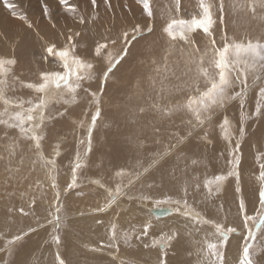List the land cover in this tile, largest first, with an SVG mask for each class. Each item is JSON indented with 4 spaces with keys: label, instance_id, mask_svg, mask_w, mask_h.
Returning <instances> with one entry per match:
<instances>
[{
    "label": "bare ground",
    "instance_id": "obj_1",
    "mask_svg": "<svg viewBox=\"0 0 264 264\" xmlns=\"http://www.w3.org/2000/svg\"><path fill=\"white\" fill-rule=\"evenodd\" d=\"M79 1L84 3L82 7H79ZM89 1L76 0L73 11L71 5L63 8L64 5H58L55 0H13L19 13H24L27 20L0 12V58L17 60L8 75L10 86L6 89V96L11 103L4 105L0 101V112L7 109L8 114L14 115L17 111L25 110L27 97L46 95V116L50 117L45 121V139L39 151L35 149L33 141L24 138L19 128L0 125V264H58L57 256L64 259L65 264H158L165 251L168 264H204L206 254L201 253V248L204 238L214 231L212 223L206 224L208 226L204 229L201 224L194 225L196 221L188 220V216L182 214L183 208L177 211V207L170 206L172 202L156 206L141 199L145 196L154 197L157 201L160 198H183L204 220L221 223L227 219L228 223H233L242 231L237 215V195L234 196L237 185L233 180L228 178L223 191L212 196H208L206 188L197 189L195 185L213 177L210 170L204 176L205 165L212 167L216 175L226 174L229 167L226 156L231 146L227 144L219 126L226 117L230 122L229 130L236 137L235 141L242 143L243 180L240 185L244 190L247 212L252 213L258 205L259 186L254 177L258 149L264 142V121L258 128H255V122H249L245 140L241 138V112L251 107V103H248L249 100L243 107L239 97L228 102L225 108L214 110L211 122H206L203 127L189 125L191 117L186 112L168 113L169 108L182 103L185 94L192 90L191 85L197 80V67L200 66L204 49L207 48L211 54V38L202 29H196L186 33L187 41L179 36L173 40L164 29L173 19L189 21L202 18L200 0H179L178 5L177 0H150L153 15L149 18L145 13L144 19L147 21L148 17L149 24L144 23V20L140 22L144 16L141 15L142 7L136 4L138 1L106 0L109 4L105 8L104 0L100 3L96 0L93 14L89 9L92 2ZM205 3L213 5L214 24L211 30L216 47L222 46L225 36L233 42L264 40V12L258 9L255 14L252 13L251 0H205ZM43 4L51 9V19L49 16L46 19L41 17L40 8H43ZM221 4L223 10H220ZM68 19H71L69 23ZM139 25L140 30H137ZM150 27L153 29L149 35L134 38ZM125 32H128L127 40L123 38ZM113 40L115 43H112ZM97 43H104L107 47L101 57L93 59ZM53 44L57 49H70L69 64L72 69L75 68L73 54L91 61L96 78L84 81L83 87L88 89L89 94L99 90V95L103 90L101 98H98L102 111L91 136V165L87 176L102 179L106 183L105 188L93 179L80 187L82 177L75 187L66 185L71 182L75 163L73 159L78 149L76 129L79 127L75 125L79 121L76 118L81 119L84 115L87 101L75 105V100L70 99L63 87L59 90L50 89L46 94H38L27 87L38 82L40 73L63 67L58 57L46 53V47ZM72 44L75 45L74 49L70 48ZM116 48L122 51L128 49L127 54L105 82L103 71L108 68L109 61H104L103 57L106 51L115 56ZM110 54L109 59L112 58ZM45 56L48 58L45 59ZM207 59L205 57L203 67H208ZM253 73L252 70L248 71V87H241L247 97L251 88L249 76ZM75 79L73 76L72 80ZM202 82L201 77V85ZM229 95H235L231 89ZM65 100L69 103H65ZM20 102H23L22 108L17 107ZM61 103H65L66 107L60 108ZM52 105L60 109L53 110ZM93 110L95 112V105ZM8 118L5 115L2 119ZM87 130L84 131L85 136ZM162 145L166 147L162 148ZM164 150L169 154L159 158ZM55 151L59 152L58 156L53 153ZM51 159L56 161L55 172L58 171L59 176L57 184L61 190L60 198H66L63 206L68 217L66 222L62 221L63 236L59 245L53 239L54 224L48 223L57 215L55 207L60 203V199L59 202L55 200L56 192L51 193V176L45 164ZM193 160L197 163L193 164ZM123 174L124 188L121 185ZM26 177L28 182L24 181ZM15 181L21 182V185L13 189L17 185ZM43 185L50 186L45 194L42 192ZM115 185H121L124 191L113 202L109 192ZM149 185L152 188L148 189ZM26 187H29V195L34 194L28 200L21 197L25 196ZM41 199L48 200L47 205ZM101 208L105 210L99 211ZM160 209L169 210V213L156 216L154 211ZM58 215L63 217L60 212ZM145 223H150L152 227L147 235H140ZM112 224L117 225L115 241L111 236ZM124 232L130 235L127 243L124 242ZM171 232L178 235L166 250L161 249L159 244L152 247L154 241L161 240L163 233ZM16 235L22 236V239L10 246L9 241L15 240ZM240 235L235 232L229 236L225 264L239 263ZM109 244H117L118 247H108Z\"/></svg>",
    "mask_w": 264,
    "mask_h": 264
},
{
    "label": "snow or ice",
    "instance_id": "obj_2",
    "mask_svg": "<svg viewBox=\"0 0 264 264\" xmlns=\"http://www.w3.org/2000/svg\"><path fill=\"white\" fill-rule=\"evenodd\" d=\"M92 4H96V0H91ZM138 2L143 4L144 12L148 17H152L153 12L150 6V0H138ZM5 7L9 8L13 15L18 16L22 20H27V16L24 13L16 12V5L12 0H3ZM62 5L68 6L69 0H60ZM179 0H177V5ZM243 6V5H242ZM200 7L202 9V18L192 19L191 21H185L182 19H173L170 23L167 24V27L164 31L168 36L175 40L177 36L181 39L187 41L188 31H194L196 29H202L205 34H207L210 39L211 54L207 48L204 49V55L200 57V66L197 67V80L193 81L191 85V91L185 94V99L182 103H177L174 108H169L168 113L171 114L173 111H183L190 114V119L188 120L189 125L192 127H203L206 122L210 123L212 120V114L214 110L225 108L226 104L232 100L240 98L241 104L244 103V88L248 87V71L252 70L257 72L254 80L261 81V87L259 88V100L256 103L255 115L256 117H264V43L260 41L253 42L248 40L245 42H233L229 41L227 36L224 37V43L220 47H216V40L212 38V25L214 24L213 12L211 3H205V0H200ZM252 13H256L259 9L261 12H264V0H251L250 5ZM43 13L46 16H49L51 19L53 13L47 4H43ZM72 10L75 11V7L72 6ZM220 10H223V5H220ZM83 22V17L80 18ZM31 27V24L28 25ZM138 30V29H137ZM151 31V29H148ZM123 38L127 40L128 33L123 34ZM115 43V40L112 41ZM107 47L104 43H97L95 45L94 57H101L103 50ZM71 49L75 48V45H70ZM200 49H197L199 51ZM46 53L48 56L58 57L59 62L62 63L63 67L69 69V71L61 73L55 71H44L39 74L38 82L35 84H28L27 87L32 88L38 94H46L50 89L59 90L62 87L67 90V93L70 96L71 100H75L78 90H84L87 93L86 89H83L84 81H91L96 78L93 70V63L85 59H80L79 56L73 54L72 63L75 65V68L72 69L69 64V48L57 49L56 45L46 47ZM126 54V52H125ZM48 56L44 58L47 59ZM205 57L207 59L208 67H203L205 62ZM123 57H121L122 59ZM17 60L15 58H0V101L4 105H9L11 101L6 96V89L8 84V75L12 72L13 66H15ZM119 63V60L116 61ZM114 64L112 60L109 59V66L106 70L103 71V79L107 81ZM211 69V70H210ZM84 70V71H81ZM75 76V81L72 80V77ZM203 78L202 85L200 83V78ZM239 83L244 86L241 88L239 93L235 95H229V90L235 87L236 83ZM90 96L94 99L95 103V114L91 118L92 127L89 128V148L88 151H91V131L95 127L96 121L101 115V100L95 99L97 92H91ZM69 103L68 100L64 101ZM30 107L24 111H17L14 115L8 114L7 109L4 112H0V117L8 115V119H0V124H8L12 128L19 127L20 131L28 137L29 140L33 141L35 144V149L40 150L42 141L45 139V132L43 131L46 128V119L50 117L46 116L48 110V100L46 95H41L37 102L33 103L31 100L28 101ZM17 107H23V102L17 105ZM143 111L144 109H140ZM34 113H38L34 115ZM9 120L12 122L9 123ZM193 121L195 123H193ZM28 127H25V125ZM82 126V125H81ZM221 132L224 135V139L227 141L228 145L234 146L228 150L226 156V163L229 166L226 170V174L215 175L212 178L205 179L202 183L198 182L195 185V188L199 189L201 187L207 189L208 196L218 194L223 191V185L229 177L234 178L233 182L237 185L235 188L234 196L238 195L237 198V215L241 220V227L247 230V235L249 240L245 241L243 244L242 252L243 258L240 261V264H256V261L253 257L252 244L255 241L253 235V230L248 227L250 222L255 221V229L260 230L264 229V142L261 143L258 151L260 156L257 157L258 163V176L256 180L259 183L257 188L258 192V203L259 208L256 210V216H249L247 213V206L244 196V190L240 186L241 181L243 180V168H242V154H241V144L239 140L233 142L232 133L230 132V122L225 117L223 122L220 123ZM191 133H189L190 135ZM240 137L243 138L245 135V130L243 127L239 129ZM206 138V137H205ZM83 143V141H82ZM168 151L164 150L160 154L159 158H163L168 155ZM55 155H59L57 151ZM80 157L79 154L76 157L75 167L73 169V179L72 182L68 185L69 188L75 187L77 182V177L75 172L80 169ZM158 162V160L156 161ZM193 164H196L197 161L193 160ZM46 167L49 169V175L52 179V187L56 188L57 184L55 182V159L47 160L45 162ZM147 171V169H145ZM122 173H118L120 175ZM95 183L99 184L100 181L97 180ZM103 186V185H101ZM119 188L114 194L111 191L109 196L114 202L118 198ZM184 195H187V190H185ZM60 192L55 193V200L59 202ZM144 199H148L147 196ZM171 198H166L165 201H157V204L161 202H167ZM34 202V201H33ZM176 205L183 206L184 211L183 215L191 217L197 223L203 222L205 224L214 223L213 221L204 220L199 212H196L192 208L186 199L181 198V200L172 201ZM99 211H104L105 209H98ZM177 211H181L180 207H177ZM23 211V209H21ZM57 215L53 216V219L49 220L48 223L54 224V230H58L62 220L58 213L61 211L60 207L55 209ZM258 217V219H257ZM152 227L150 223H145L142 226L140 235H147L148 230ZM33 231L35 229H32ZM236 228L229 227L225 229L221 224L214 223V231L210 235L204 238V246L201 248V253L206 254V259L204 264H225V255L223 252V246L227 243L229 233H235ZM176 232L163 233L161 240L154 241L152 247H156L157 244L160 245L161 249H167V247L177 238ZM111 236L112 240L115 241L117 238V225L112 224L111 226ZM124 242L127 243L130 239V235L127 232L123 233ZM22 239V236L16 235L15 240H10L9 245L12 246L15 243L19 242ZM57 245L60 244V237L56 235L53 237ZM108 247H118L117 244H109ZM260 249H257L259 251ZM166 251L164 256L161 257L158 261V264H168L166 259ZM58 264H65V260L57 256Z\"/></svg>",
    "mask_w": 264,
    "mask_h": 264
},
{
    "label": "rangeland",
    "instance_id": "obj_3",
    "mask_svg": "<svg viewBox=\"0 0 264 264\" xmlns=\"http://www.w3.org/2000/svg\"><path fill=\"white\" fill-rule=\"evenodd\" d=\"M13 1V0H12ZM57 3H58V5H60L61 3H60V0H55ZM75 1L76 0H69V5L68 6H66L65 7V5L63 6V8H68L70 5L71 6H73V4H75ZM102 0H99V3L101 2ZM138 0H134V2H137ZM105 2V3H104ZM106 2H107V4H106ZM89 3H91V1H89ZM83 2H81V1H79V7H82L83 6ZM108 1H106V0H104L103 1V5H105V8L108 6ZM136 4H139V6H141L142 7V10H141V15L142 16H144L142 19H140V22H144L146 19H145V12H144V10H143V6H142V4L140 3V2H137ZM62 5V4H61ZM60 7H62V6H60ZM89 9L91 10V12H92V14H93V11L94 10H96V9H94V8H96V6L95 5H93L92 3L91 4H89ZM93 9V10H92ZM40 10H41V17H43L44 16V18L46 19V15L43 13V10H42V8H40ZM89 10V11H90ZM7 11V12H6ZM0 12H2V13H4V14H7V15H13V13H12V11L9 9V8H7V7H5V5H4V3H3V0H0ZM16 12L17 13H19L20 11L19 10H17V8H16ZM96 12V11H95ZM144 14V15H143ZM80 15H82V13L80 14ZM189 15H191V14H189ZM18 17V16H17ZM193 16H191L190 18H192ZM150 18V17H149ZM148 17H147V21H145L144 23H148L149 24V22H150V19H149ZM189 18V19H190ZM145 19V20H144ZM195 19H199V18H195ZM71 20V19H70ZM70 20L68 19L67 21V23H69L70 22ZM144 20V21H143ZM192 20V19H191ZM191 20H189V21H191ZM133 22H139V20H134ZM142 25V24H141ZM141 25H139L138 27H137V29L138 30H140V26ZM143 25H145V24H143ZM147 25V24H146ZM135 26V25H134ZM133 26V27H134ZM153 27V26H152ZM152 27H150V29H151V31H146V32H144L143 34H138L136 37H134L135 39H138V38H142V37H145V36H147V35H149L151 32H152ZM128 33V32H127ZM260 41V40H259ZM132 42V41H131ZM131 42L130 43H128V47L130 46L129 44H131ZM242 42H244V41H242ZM261 43H264V40L263 41H260ZM117 50V51H116ZM116 50L114 51V53H115V56L113 55L112 56V53L110 54V52L109 51H106L107 52V54H106V52H105V54H104V56L105 57H103V59H104V61L106 60L107 62L109 61L108 59H109V54H110V56L112 57L111 58V60H113L114 61V67L112 68V71L121 63V61L126 57V54H127V50L128 49H125L124 51H122V50H119V48H116ZM121 51H122V53H121ZM118 52V53H117ZM125 52H126V54H125ZM122 55H121V54ZM116 54L118 55V56H116ZM120 55V56H119ZM114 57V58H113ZM117 57V58H116ZM121 57H123L122 59H121ZM116 58V59H115ZM117 60H119V63H116V61ZM61 68H63V69H61ZM61 68L60 69H57L55 72H61V73H64V71L66 72V70H65V68L64 67H62L61 66ZM64 70V71H63ZM63 71V72H62ZM111 71V72H112ZM254 72V71H253ZM255 73V75L256 74H258V73H256V72H254ZM254 73L253 74H251V76H249L250 77V84L249 85H251V86H249V87H251L250 88V90H249V95H248V97L246 96V93H245V96H244V103H243V107L245 106V103L247 102V101H249L250 100V102H248L250 105H251V107H248L247 108V110H244L243 109V112H241V118H240V120L243 122V124H242V126H243V128H244V130H245V133H246V125H250V123L252 122H255L256 123V125H255V128H258V125H261L262 124V121H264V117H253V115H254V113H255V107H256V103H257V101L259 100V88L261 87V82H258L257 80H254V78L253 77H255V75H254ZM10 85H8L7 84V88L9 87ZM242 87V85L241 84H239V85H235V87L233 88V89H231V91H232V94H236V93H239L240 92V88ZM85 87H83V89H84ZM239 88V89H238ZM86 90H88L87 88H85ZM254 89V90H253ZM99 91V90H98ZM98 91H92V92H97V94H98ZM255 92V93H254ZM101 93V94H100ZM99 93V95H97L96 97H95V99H98V98H101V95L103 94V90H101V92ZM251 97H252V100H251ZM28 99H27V102L25 103V110L28 108V107H30V105H29V103H28V101L29 100H31L32 102H37V100H38V97H32V96H30V97H27ZM85 98V99H84ZM84 101H87V104H86V108L84 109V115H82V118L80 119V118H76V119H78V121H79V123H77L76 125H75V127H79V129H76V140L78 141L77 142V144H76V157H77V155L79 154V157H80V164H81V167H80V169L79 170H77L76 172H75V175H76V177H77V181H79V179L82 177V179H80V180H82V182L80 183V187L81 186H83V185H87L86 183L87 182H90V181H92V179L94 178H92L91 179V177L90 176H87V172H88V169H90V165H91V162H90V159H89V154H90V152L88 151V148H89V128H91L92 127V125L90 124L91 123V118H92V114L94 115L95 114V112H94V110H93V108H94V105H95V103H94V99L90 96V94L87 92H85L84 90H78V93H77V96H76V99H75V105H79V104H81L82 102H84ZM253 101L255 102V103H253ZM63 104V105H62ZM65 103H61L60 105H61V107L60 108H65L66 107V105H64ZM53 106V110L55 109V110H57L58 111V109H60L59 108V106H58V108L56 109L55 107L57 106V105H52ZM100 106V108H101V111H102V106L101 105H99ZM13 108H17V107H13ZM88 108V109H87ZM251 108V109H250ZM67 110L68 109H70V108H66ZM65 109V110H66ZM66 110V111H67ZM90 110H91V112H90ZM92 110H93V112H92ZM245 111V112H244ZM69 112V111H68ZM89 112H90V114H89ZM245 113V114H244ZM15 114V113H14ZM36 113H34V115H35ZM247 114V115H246ZM11 115H13V113H11ZM3 117H0V119H2ZM84 118V119H83ZM88 118V119H87ZM100 118V117H99ZM256 118V119H255ZM99 121V119L96 121V125H95V127L97 126V122ZM246 121V122H245ZM9 122L11 123L12 121L11 120H9ZM84 122V123H83ZM250 122V123H249ZM251 123V124H252ZM79 124V125H78ZM0 125H4V126H6L7 124H0ZM82 125V126H81ZM25 127H26V125H25ZM27 127H28V125H27ZM95 127L94 128H92V131H91V136L93 135L92 134V132H94V130H95ZM16 128H19V127H16ZM86 129H88L87 130V135L85 136V134H84V131L86 130ZM24 134V133H23ZM80 136V137H79ZM245 136H246V134L243 136V138H244V140H245ZM26 137V138H25ZM79 137V138H78ZM87 137V138H86ZM24 138L25 139H27V140H29L28 139V137L27 136H25V134H24ZM78 138V139H77ZM235 136H232V140H233V142H235ZM65 139H67V138H65ZM90 140H92V137L90 138ZM30 141V140H29ZM82 141H83V143H82ZM65 142V141H64ZM63 143V142H62ZM62 143H60L61 145H63ZM87 144V145H86ZM240 144H242V143H240ZM82 145V146H81ZM81 146V147H80ZM162 146H164V145H162ZM161 146V147H162ZM231 147L232 146H234V143H233V145H230ZM85 147V148H84ZM166 146H164V147H162V148H165ZM84 148V149H83ZM81 149L83 150V153H81L82 151H81ZM85 149H86V151H85ZM80 151V152H79ZM79 152V153H78ZM54 154L56 153V151L55 152H53ZM60 153H62L61 151H60ZM153 154H151V156H152ZM55 156H57V155H55ZM82 156V157H81ZM259 156H260V152H259ZM76 157L74 156V159H73V163H74V161H75V163H76ZM82 158V159H81ZM85 161V162H84ZM84 162V163H83ZM88 162H89V164H88ZM75 163L73 164V167H75ZM256 164H257V168H256V175H255V177H254V179H256V176H258V163H257V161H256ZM83 166H85V167H83ZM85 168V169H84ZM210 168V169H209ZM31 169V168H30ZM74 169V168H73ZM73 169H72V178H71V182H72V179H73ZM82 169H83V171H82ZM211 172H210V171ZM210 172V175H211V177L212 176H214V175H216V174H214L215 172L212 170V167H208L207 165H205V172H204V174L206 173V172ZM213 171V172H212ZM148 173L150 172V170H148L147 171ZM208 172V173H209ZM32 173V172H31ZM212 173V174H211ZM85 174H86V176H85ZM203 174V175H204ZM54 175H55V182H56V184H57V182L59 181V176H58V171H56L55 173H54ZM79 175V176H78ZM82 175V176H81ZM137 175V174H136ZM204 176H207V173L204 175ZM31 177H32V180H33V175H31ZM88 177V178H87ZM91 179V180H90ZM234 178H232V177H229V180H233ZM85 180V181H84ZM87 180V181H86ZM94 181H97V180H99V181H102V182H100V184L101 185H103L102 187H104L105 188V186H106V183L102 180V179H93ZM125 179H124V174L122 175V177H121V185L123 186V181H124ZM25 182H28V179H27V177L25 178V180H24ZM51 181H52V179H51ZM70 181L69 182H67L66 183V185H69L70 183H71ZM104 182V183H103ZM258 182V181H257ZM15 183H17V185H14L13 186V189L14 188H17V187H19L20 185H21V182H19V181H15ZM85 183V184H84ZM91 184H94V183H91ZM100 184H98L99 186H101ZM258 184V186H259V183H257ZM89 186H91L90 184H88ZM121 185L119 186V185H115V187H114V189H111V192L113 191V190H117V188H121V189H119L120 191H119V193H121V192H123L124 191V186H123V188L121 187ZM154 186H155V184H154ZM241 186V185H240ZM49 187L50 186H48V185H43V188H42V192L45 194L48 190H50L49 189ZM57 187H58V184H57ZM53 188L52 187V191H51V193H55V192H57V191H59L60 193H61V190L59 189V187L58 188ZM84 187V186H83ZM107 187V186H106ZM110 187H112V186H110ZM237 187V186H236ZM46 188V189H45ZM148 189H150V188H152L151 187V185H149L148 187H147ZM203 188V187H202ZM205 189V188H204ZM25 192H26V194H25V196H21L22 197V199H25V200H28L27 198H32L33 196H34V194H28V193H30L29 192V187H26L25 188ZM117 192V191H116ZM35 193H37V192H35ZM37 195V194H36ZM141 195V194H140ZM154 195V194H153ZM156 195V194H155ZM237 195V198H238V195L239 194H236ZM46 197V196H45ZM83 197V196H82ZM35 200L37 199V198H34ZM33 199V200H34ZM64 199H66V198H60V203H57L56 204V207H55V209L57 208V207H60V209H61V211H60V213H61V215H63V217H61V220L63 221V222H66L67 220L66 219H68V217L66 218V212H64V210H66V207L65 206H63L64 205ZM137 200V199H136ZM142 201H144V202H147V204H148V202H149V204H155L156 206L157 205H162V206H165V205H168V202H172V201H175V200H181V199H172V200H168L167 202H161V203H159V204H157V199L156 198H150V197H148V199H141ZM166 199H163V198H160L159 199V201H165ZM41 201L42 202H44L46 205H47V203L46 202H48V200H45V199H41ZM151 201V202H150ZM173 203V202H172ZM170 204V206H174V207H180L181 209L183 208V206L182 205H180V206H178V205H176L175 203L174 204ZM151 206V205H150ZM182 206V207H181ZM259 208V203H258V205H257V207L255 208V210L254 211H252V213L250 212V213H248V215L249 216H256V210ZM183 210V209H182ZM247 211H248V207H247ZM68 215V214H67ZM64 218V219H63ZM187 219L188 220H190L191 222L193 221V219L191 218V217H187ZM257 219H258V217H257ZM208 221H211V220H209V219H207ZM213 221V220H212ZM63 222L61 223V226L59 227V229L58 230H54V236H56V235H59V237H60V239L62 238V236H63V234L61 233L62 232V225H64L63 224ZM239 222L241 223V220L239 219ZM214 223H219V224H223L222 226L225 228V229H227V228H229V227H232V228H236L235 227V225L233 224V223H228V220L227 219H224V221H222L221 223L220 222H218V221H214ZM214 223H212V226L214 227ZM255 221H252V222H250V224L248 225V227L249 228H251L252 230H253V235H254V237H255V242H253V244H252V249H250V251H252L253 252V257H254V259H255V261H256V264H261V262H264V229H260V230H256L255 229ZM203 225V227H204V229L208 226V225H206L205 223H202V222H200V223H197V222H194V225ZM225 225V226H224ZM234 226V227H233ZM243 228V227H242ZM237 230H236V232H239V234H241L240 236H242V237H244L243 239H242V237H240L239 236V238H241L240 239V246H239V252H240V260H239V263L238 264H240V261L242 260V258H243V252H242V248H243V244H244V242L245 241H247L248 239H249V237H248V235H247V230L245 229V228H243L242 229V231H241V229L240 228H236ZM242 232V233H241ZM232 235V233H229V236H231ZM228 239H229V237H228ZM256 244V245H255ZM227 243L223 246V252H224V255H225V253H226V248H227ZM55 246V245H54ZM260 246V247H259ZM257 249H260L259 251H261V252H258L257 251ZM259 255L261 256V257H259ZM258 256V257H257ZM261 261V262H259L258 261V259ZM226 261V260H225ZM264 264V263H263Z\"/></svg>",
    "mask_w": 264,
    "mask_h": 264
},
{
    "label": "water",
    "instance_id": "obj_4",
    "mask_svg": "<svg viewBox=\"0 0 264 264\" xmlns=\"http://www.w3.org/2000/svg\"><path fill=\"white\" fill-rule=\"evenodd\" d=\"M168 213H169V210H164V209L154 211V214L156 216H164V215H167Z\"/></svg>",
    "mask_w": 264,
    "mask_h": 264
}]
</instances>
